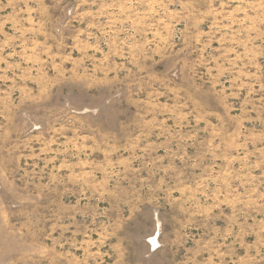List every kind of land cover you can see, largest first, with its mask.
<instances>
[{
    "label": "rangeland",
    "instance_id": "obj_1",
    "mask_svg": "<svg viewBox=\"0 0 264 264\" xmlns=\"http://www.w3.org/2000/svg\"><path fill=\"white\" fill-rule=\"evenodd\" d=\"M0 264H264V0H0Z\"/></svg>",
    "mask_w": 264,
    "mask_h": 264
}]
</instances>
